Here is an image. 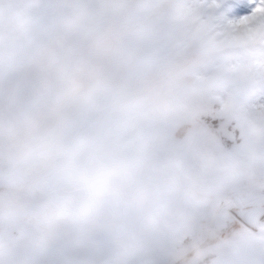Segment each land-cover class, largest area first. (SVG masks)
Returning a JSON list of instances; mask_svg holds the SVG:
<instances>
[{"label":"rangeland","instance_id":"374dc122","mask_svg":"<svg viewBox=\"0 0 264 264\" xmlns=\"http://www.w3.org/2000/svg\"><path fill=\"white\" fill-rule=\"evenodd\" d=\"M33 2L37 14L28 40L13 55L0 54V91L11 89L23 103L47 94L60 63L92 60L107 78L106 98L89 116L72 111L70 123L109 155L181 161L201 196L212 198L208 205L188 202L153 183L146 169L145 180L176 218L154 228L110 202L107 214L124 213V232L143 249L125 264H264V217L250 228L233 213L264 205V144L256 149V182L226 178L208 163L243 151L249 127L264 126V46L226 38L222 0ZM52 13L78 20L81 30L41 65L35 56L46 39L41 17ZM95 36L102 50L93 46ZM113 233L103 218L92 229L87 250L95 264H109ZM70 238L55 241L53 250Z\"/></svg>","mask_w":264,"mask_h":264},{"label":"clouds","instance_id":"9594fccd","mask_svg":"<svg viewBox=\"0 0 264 264\" xmlns=\"http://www.w3.org/2000/svg\"><path fill=\"white\" fill-rule=\"evenodd\" d=\"M36 14L33 0H0V54L13 55L28 40ZM41 22L46 39L36 46L35 56L47 65L81 24L59 13L45 14ZM92 39L102 50V39ZM107 90L97 63L79 58L59 64L47 94L21 103L11 89L0 91V264H95L87 241L102 218L114 228L109 264L142 255L143 249L123 230L124 213L109 215L106 209L115 202L154 228L171 224L176 213L157 198L144 178L146 169L153 183L188 202H213L201 196L196 177L181 161L109 155L70 123L72 111L94 113ZM261 144L264 126L253 125L243 151L210 158L209 166L226 178L256 182ZM65 236L71 237L68 243L53 250V243Z\"/></svg>","mask_w":264,"mask_h":264},{"label":"snow or ice","instance_id":"6c2138e0","mask_svg":"<svg viewBox=\"0 0 264 264\" xmlns=\"http://www.w3.org/2000/svg\"><path fill=\"white\" fill-rule=\"evenodd\" d=\"M219 10L226 21V38L230 42L264 46V0H222ZM209 123L215 126L217 122Z\"/></svg>","mask_w":264,"mask_h":264},{"label":"water","instance_id":"95a60500","mask_svg":"<svg viewBox=\"0 0 264 264\" xmlns=\"http://www.w3.org/2000/svg\"><path fill=\"white\" fill-rule=\"evenodd\" d=\"M233 213L247 226L255 228L264 217V205H253L233 209Z\"/></svg>","mask_w":264,"mask_h":264}]
</instances>
